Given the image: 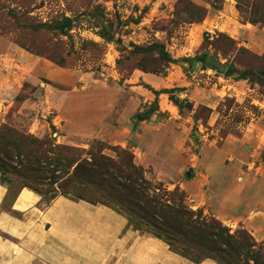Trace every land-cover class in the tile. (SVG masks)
Segmentation results:
<instances>
[{"label":"rangeland","instance_id":"obj_1","mask_svg":"<svg viewBox=\"0 0 264 264\" xmlns=\"http://www.w3.org/2000/svg\"><path fill=\"white\" fill-rule=\"evenodd\" d=\"M238 1L243 14L236 0H189L205 12L188 24L178 0H0V133L12 165L31 161L32 151L55 159L63 150L77 162L105 157L126 172L130 162L165 204H182L238 241H253L241 263L264 264V243L240 217L255 210L250 198H264V86L254 83L264 71V32L250 46L238 33L241 25L248 32L264 26L250 23L264 16V0ZM64 18L71 21L66 35ZM220 33L246 53L216 51ZM155 43L176 63L160 64L157 51L146 50ZM205 52L208 67H228L214 72L183 60ZM31 57L40 59L39 70H29ZM245 71L252 76L240 80ZM174 88L184 90L153 94ZM68 172L55 188L73 167ZM3 178L8 204L25 182ZM30 196L23 192L20 201Z\"/></svg>","mask_w":264,"mask_h":264},{"label":"trees","instance_id":"obj_2","mask_svg":"<svg viewBox=\"0 0 264 264\" xmlns=\"http://www.w3.org/2000/svg\"><path fill=\"white\" fill-rule=\"evenodd\" d=\"M236 1L238 2L236 5L237 10L240 14H243L244 10L241 4H239L238 0ZM178 6L184 8L185 23L192 24L200 21L204 16V9L193 6L189 0H178ZM70 23L71 21L69 19H63L59 25V31L62 35H66L69 32L71 28ZM250 23L252 25H264V16L258 21L252 20ZM101 37L107 42L113 41V37H107L105 33ZM115 41L120 42L119 39ZM204 42L210 45L207 34L204 36ZM214 48L222 55H225L226 51L230 48L236 50L237 53H246L243 48L237 49L234 41L221 33L214 42ZM149 49L151 51H157V60L160 64L165 63L168 65L169 63H176L165 51L162 44L155 43L152 46H148L146 50ZM141 51L143 52L144 50ZM209 59V56L205 52L193 58L183 60H187L186 62L189 63V66L192 63H200L214 72L228 67L216 61L211 62L208 67L209 64L206 63L209 62ZM52 61L57 66L61 65L55 60ZM142 70L147 71V69L143 68ZM234 73L233 71L231 74ZM246 73L250 72H242L238 74V78L240 80H249V76H252V74L247 75ZM255 74L258 76L254 79V83H257L259 86H264V71H258ZM183 90L182 88H174L168 92L162 90L160 92H153V94L181 92ZM135 119L140 121L144 120L140 114L136 115ZM7 137L3 132L0 133V183L4 185V176H11L16 180L25 182L17 190L12 200L21 189L27 188L40 196L41 202L45 206L49 205L58 196H65L73 200H82L93 205H107L124 215L132 228L134 227L131 222H134L137 225V228H134L135 230L151 234L164 241L174 252L189 258L194 263L209 259L216 264H240L239 256L241 254L247 256L249 250L254 245L251 238V244L245 242L244 239L238 241L235 239V236L229 234L226 227H223L216 220H211L210 222L204 221L200 218L201 214L198 211L194 212L182 204L170 206L162 202L154 193L151 194L148 182L144 180L141 172L130 162L126 163L129 168V172H126L122 167L105 157L77 162L78 159H68L67 155L71 153L70 151L63 150L62 153L56 155L55 159H39L37 156L38 153L32 151L31 161L26 162L24 159L23 162L17 163V161L13 166L12 152L11 150H5L6 147H9V144L5 142V138ZM2 150L9 153L11 157ZM12 150L18 151L15 147ZM64 153L66 155H63ZM129 157L132 158L131 155ZM71 167H73L71 176L69 175L64 181L62 180L63 182L61 181V184L58 183L59 186L55 188L54 185L57 180H60L69 173L68 170ZM60 168L65 170L63 171L62 177L55 175L57 169ZM69 186H73L75 190L71 191L72 194L66 191ZM41 188H46V195L50 194L47 199L45 198V194H42ZM94 196L99 197L103 202L93 200L92 198ZM141 227L145 231L139 230ZM244 237L246 239L247 235ZM244 246L247 248L245 247V249ZM173 247H176V249ZM250 260L254 264H257L254 259ZM241 264H248V261L242 262Z\"/></svg>","mask_w":264,"mask_h":264},{"label":"crops","instance_id":"obj_3","mask_svg":"<svg viewBox=\"0 0 264 264\" xmlns=\"http://www.w3.org/2000/svg\"><path fill=\"white\" fill-rule=\"evenodd\" d=\"M246 27L238 30L242 42H259L264 26H251L254 32ZM29 61V70L40 69V59ZM23 189L6 204L7 189L0 184V264H216L209 259L194 263L164 241L132 228L107 205L58 196L45 206L40 196ZM23 192L31 196L20 201ZM249 200L256 208L240 214L241 225L256 242H264V198Z\"/></svg>","mask_w":264,"mask_h":264}]
</instances>
